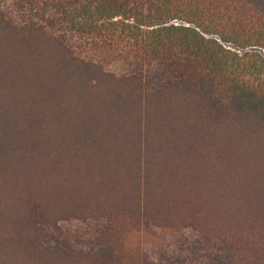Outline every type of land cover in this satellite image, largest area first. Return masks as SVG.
Listing matches in <instances>:
<instances>
[{"label":"trees","instance_id":"trees-1","mask_svg":"<svg viewBox=\"0 0 264 264\" xmlns=\"http://www.w3.org/2000/svg\"><path fill=\"white\" fill-rule=\"evenodd\" d=\"M0 264H264V0H0Z\"/></svg>","mask_w":264,"mask_h":264}]
</instances>
